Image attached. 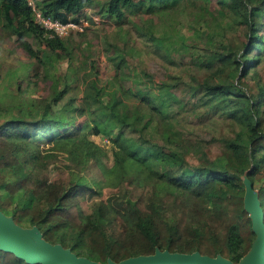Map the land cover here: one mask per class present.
Returning <instances> with one entry per match:
<instances>
[{
    "label": "trees",
    "instance_id": "obj_1",
    "mask_svg": "<svg viewBox=\"0 0 264 264\" xmlns=\"http://www.w3.org/2000/svg\"><path fill=\"white\" fill-rule=\"evenodd\" d=\"M95 3L102 18L130 23L135 37L124 31L127 51L111 58L115 74L108 80L84 61L62 79L45 74L50 93L34 108L0 112V210L23 227L37 226L46 241L101 263L156 248L237 263L254 239L243 204L244 174L259 183L264 213V0H218L215 22L197 20L176 41L164 37L153 17L134 18L161 17L188 4L204 9L202 0L36 4L61 23H78ZM0 22L3 34L43 69L57 60L72 63L70 43L34 23L27 0H0ZM89 27L74 33L83 36ZM131 40L184 68L155 78L131 66L125 57L142 51ZM182 117L227 121L233 135L207 145L178 127ZM98 135L111 144V166L103 162L105 148L91 138ZM40 141L51 145L44 155ZM58 152L65 159L58 160ZM89 163L100 180L83 175ZM0 264L29 263L0 249Z\"/></svg>",
    "mask_w": 264,
    "mask_h": 264
},
{
    "label": "rangeland",
    "instance_id": "obj_2",
    "mask_svg": "<svg viewBox=\"0 0 264 264\" xmlns=\"http://www.w3.org/2000/svg\"><path fill=\"white\" fill-rule=\"evenodd\" d=\"M217 1L202 0L203 3H206V8L204 9L188 4L186 8H180L168 15H162L161 17L155 14L140 15L135 17L134 21L139 22L142 17H153L159 23L162 32L165 33L164 37L167 36L166 38H169L168 36L173 35V38L169 40L176 41L178 34L185 33L189 25L195 24L197 20L201 23L203 21L208 22L210 25L215 22L214 14H211V12H213V7H217ZM98 7L99 4L95 3L94 6L85 7L86 9L82 10V14L84 13L83 18H86L87 20L85 21L90 25L83 36L75 34L74 32L76 31L73 30L71 35L63 37L70 43V49L73 54L72 63H68V61L63 59L57 60L53 65H48L44 69L35 58L28 56L20 47L18 40L6 37L3 34L0 22V112L17 106H21L23 110L34 108L37 106V103H40L42 98L50 93L49 84L51 83V77L47 79L45 74L62 79L66 72L74 71L78 64H82L84 61L92 64V67L97 72L98 79L103 82L115 74L111 58L127 51L124 48V31L131 29L130 37H133L132 39L135 37V31L132 30L130 23L117 25L112 21L102 18L96 12ZM200 15H204V17L201 18ZM28 40L33 46L37 47V42L34 38L30 37ZM187 43H189V40ZM129 44L139 47L141 50L144 48L142 43L138 41L131 40ZM125 59L128 60L131 66L136 65V63L139 64L146 72L152 73L155 78H160L166 70L178 72L184 68L171 66L159 55L143 50L140 54L126 56ZM183 63H186V59ZM178 127L184 131L197 134L204 140L205 144L210 146L219 144L218 140L215 139L218 135H223V133L233 135L227 121L218 119L215 122V119L210 120L208 117L200 120L182 117ZM91 138L105 148L107 155L103 157V162L111 166L112 156L109 140L99 135L91 136ZM37 143L43 155L47 151H50V143L44 141ZM56 155L58 160L65 159L66 157V154L63 152H58ZM49 169L50 178L54 179L57 175L55 164H51ZM83 175L88 181L101 179L99 169L92 163H89L87 168L83 170ZM253 186L257 191L259 183L255 182Z\"/></svg>",
    "mask_w": 264,
    "mask_h": 264
},
{
    "label": "water",
    "instance_id": "obj_3",
    "mask_svg": "<svg viewBox=\"0 0 264 264\" xmlns=\"http://www.w3.org/2000/svg\"><path fill=\"white\" fill-rule=\"evenodd\" d=\"M244 209L249 213L254 239L247 253L237 263L217 255L211 257L198 251L191 253L155 249L149 255L128 257L106 263L78 256L61 244L46 241L37 226L23 227L0 210V249L11 252L29 264H264V213L253 183L242 176Z\"/></svg>",
    "mask_w": 264,
    "mask_h": 264
},
{
    "label": "built area",
    "instance_id": "obj_4",
    "mask_svg": "<svg viewBox=\"0 0 264 264\" xmlns=\"http://www.w3.org/2000/svg\"><path fill=\"white\" fill-rule=\"evenodd\" d=\"M37 1L38 0H27V3L28 6L31 8L34 23H36L41 28H43L48 36L56 35L60 38H63L66 35H69L71 32H73V30L82 31L84 27L89 25L88 22L85 21L87 19L83 18V16L80 17L78 23L75 22L61 23L59 20L44 15L40 10V8L37 6L36 4Z\"/></svg>",
    "mask_w": 264,
    "mask_h": 264
}]
</instances>
